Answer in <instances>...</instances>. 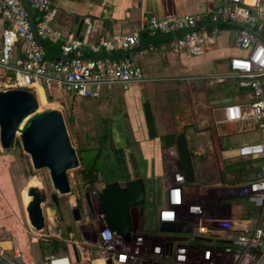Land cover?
<instances>
[{
	"label": "built area",
	"instance_id": "2783aa9c",
	"mask_svg": "<svg viewBox=\"0 0 264 264\" xmlns=\"http://www.w3.org/2000/svg\"><path fill=\"white\" fill-rule=\"evenodd\" d=\"M29 9L32 16L29 15ZM58 9L49 0H0V21L4 25L0 41V88L2 90H25L43 93L58 91L76 100H94L113 86L127 90L131 85L146 82L142 65L138 60L152 52L148 45L137 51L136 58L116 53L130 51L140 45V37L151 41L166 36L168 51L190 57L208 54L226 35L230 46L240 54L227 60V72L211 76L217 83L236 81L238 88L249 96L242 102H234L222 108V124L232 126L228 132H237V125L252 123L264 133V0H218L208 12L184 14L172 18L147 17L142 29L130 34L103 36L93 40L92 25L85 19L78 36H64L54 25ZM43 43L59 48V55L48 54ZM222 162L249 163L244 171L252 172L239 183L223 186L222 199L246 201L253 213L233 219L210 218L201 206L191 204L184 198L186 180L182 173L166 188L163 205L158 211V224L184 223L192 226L217 223V229L232 232L230 247L219 253L217 263L213 260L214 249L198 251L200 256L190 263L193 252L173 244V238L161 239L154 249L149 245L136 246L126 254L104 253L99 257L107 264H256L264 254V136L257 142L244 144L220 154ZM99 205V204H98ZM182 210V217L178 210ZM196 211L197 213H192ZM201 211V212H200ZM99 219L104 226L96 233L97 245L109 242L113 247L115 235L111 232L103 212ZM171 215L166 220L164 216ZM175 217V220H174ZM205 230V229H204ZM49 238L60 239V234ZM48 239H42L49 242ZM134 245L133 242H130ZM128 244V245H130ZM130 245V246H131ZM143 248V249H142ZM146 248V249H145ZM75 249V248H74ZM72 249L68 255H50L42 264H73L79 262ZM112 250V249H111ZM205 253V258L202 254ZM118 256V258H116ZM224 257L222 263L219 262ZM20 249L15 246L11 253L0 250V264H21Z\"/></svg>",
	"mask_w": 264,
	"mask_h": 264
},
{
	"label": "rangeland",
	"instance_id": "374dc122",
	"mask_svg": "<svg viewBox=\"0 0 264 264\" xmlns=\"http://www.w3.org/2000/svg\"><path fill=\"white\" fill-rule=\"evenodd\" d=\"M223 48V42L219 41L216 47L218 52H213L205 58L203 56L202 60L187 58L186 71L181 75H183V78L198 77L203 81H193L191 84L196 91L202 90L203 92L204 99L200 102L201 106L204 107L208 103H218L212 106V112L205 115L212 122L209 127L197 131L184 129L185 136L189 137V140L186 139V141L194 172V182L186 184L184 198L191 204L201 203V208H205L208 217L226 220L228 219L227 215L230 216V219L237 218L239 215L244 217L245 210L252 208L250 204L242 200L222 198L217 200L223 186L238 184L240 179L243 180V176L235 168L249 169V163L236 165L237 162H222L221 158H217L212 142V149L207 144L203 146L202 154H194L195 146L198 144L194 134L205 132L203 138H211L214 133L218 138V148L222 152L223 150L235 149L240 145L257 142L260 137L264 136V133L252 123L237 125V132L231 133L228 131L232 129V126H226L220 122L222 120L221 108L225 101L231 99L234 102H242L249 96L245 91L238 88L234 80L217 84L211 78V76L228 71L225 65L226 60L223 59L227 52ZM145 68L153 72L152 76L154 73L158 75L162 72L159 65L156 66L154 63L151 68L147 66ZM160 83L154 82L153 85H160ZM205 83L207 86H204ZM0 91L4 90L0 88ZM32 93L37 97L35 92ZM51 95L46 93L43 101L38 97L36 98L39 110L52 109L61 113L70 142L77 153L81 141L86 144L89 143L92 147H96L98 143L108 148L114 146V136L111 132L113 128H110L109 124V121L113 119L112 105L105 106V110H100L96 103L88 102L89 104H85V100H81L83 101L81 103V101L64 93ZM204 119L205 117L202 116L201 120ZM101 121L105 122L101 124ZM115 122L114 120L111 124H115ZM101 164L102 160L99 158L96 161V166L99 168L96 167L93 173L96 177L94 182H90L89 178L84 176L82 167L70 170L67 173L70 192L59 196L61 213L57 214L48 199L49 195L54 193L49 173L46 169L35 170L33 168L30 157L22 150L20 134H17L10 149L2 150L0 147V250L11 253L12 249L17 246L21 252V264H29L30 262L42 264L45 257L54 253L51 244L55 238H49L52 234H60V239H57L58 247L54 255H68L73 258L72 249L75 248L78 252H81V255L78 254L79 262L73 264H93V261L99 259L105 252L109 254L120 253L122 249L129 250L130 242H124L116 236L112 241L114 242L113 247L109 242H104L105 244L101 246L97 245L95 232L100 228H104L99 219V202H96L103 185L99 171L105 165ZM100 166H102L101 170ZM170 167L167 172L169 176L180 175L181 172H177L172 163ZM104 168L109 170L108 167ZM244 172L246 177L252 176V172ZM108 179L106 178V180ZM166 179V185L163 183L165 187H162L163 191L159 196L158 183L155 181L149 182L143 178L145 199L144 203L137 208L140 219L139 230L143 238L142 246L158 244L159 240L154 241L156 238H173V244L180 248L189 249L193 244H196L194 246L197 249H191L196 252H193V255L191 254L190 263H193V260L197 257L198 251L211 248L215 250L213 260L217 263L219 253L221 254L224 249L229 248V242L233 240L232 237L229 238L224 235L225 231L217 229V223H203V225L193 226L194 230L191 235L159 233L158 211L163 205L162 196L171 184L168 176ZM30 186H37L47 195V200L41 205L45 227L39 232L29 225L25 212V207L30 200L26 191ZM73 208L80 210L81 220L78 223L74 222L72 218L71 210ZM131 218L133 230H136V220L138 221V218L133 210ZM48 238L49 242L42 240ZM199 254L198 256H200ZM202 257L205 258V253L202 254ZM223 261L224 257L221 256L219 262L222 263ZM229 263L225 261V264Z\"/></svg>",
	"mask_w": 264,
	"mask_h": 264
},
{
	"label": "crops",
	"instance_id": "0c3cea01",
	"mask_svg": "<svg viewBox=\"0 0 264 264\" xmlns=\"http://www.w3.org/2000/svg\"><path fill=\"white\" fill-rule=\"evenodd\" d=\"M49 1L58 9L54 22L56 27L61 28L63 31H66L69 27V33H75L76 26L73 24L74 18L77 16L83 20L89 19L94 31V40L103 36L138 32L142 29L149 16L172 18L184 14L205 13L211 11L218 3V0ZM3 29L4 25L0 21V41ZM144 39L145 42L143 44L150 42L145 37ZM219 41L223 42V50L228 53L223 58L226 60L225 65L227 67L228 58L240 53L230 46V41L226 35H223ZM141 45L142 43L139 46ZM217 46L218 44L208 54L204 55V58L213 52H218V49H216ZM52 48V56H58L59 48L54 45H52ZM138 50L139 48L137 47L133 48L126 56L136 58ZM118 54L121 53L114 55ZM187 58H190V56L185 54L178 55L168 51L167 42L159 41L157 45H154L152 52H148L146 56L138 60L143 68V73L146 78L145 83L131 85L127 90H123L119 86H113L107 89L94 102L93 100L84 101V103L86 102L85 104H89L88 102L96 103L100 110H105V106L112 105L113 119L109 121V124L110 128H113L111 132L114 136L113 147L116 152L115 155H111V167L121 168V171L130 175V178L136 176L145 178L149 182L155 181L158 183L159 196L162 194V187H165L163 183L166 185L165 181L167 180V176L169 181L174 177V175L169 176L167 174L168 169L171 168L170 164L172 163L175 166L177 172L180 171V167L175 148L166 149L158 139L149 140L147 138L142 113L143 99H148L150 102L159 135L174 134L177 130L183 132L184 129L197 131L209 127L212 122L205 115L213 111L211 110L213 105L218 104L217 102L208 103L204 107L200 105V102L204 99L203 92L202 90L196 91L191 84L193 81L202 80L198 79V77L183 78V75H181L186 71L185 66L188 64ZM191 58L202 60L203 56ZM153 63L156 66L159 65L161 68L162 72L160 74L156 75L154 73L152 76L153 72L145 68L146 66L151 68ZM151 80L163 84L153 85L154 82H149ZM204 86H207V84ZM202 116L205 117L204 120H201ZM114 120L116 121L115 124H111ZM204 134L205 132L194 134L198 143L195 146L196 150L194 154L196 155L202 154L204 145L208 144L209 148H211V142L213 145L214 137L216 140L218 139L214 133L211 138H203L205 137ZM186 139L189 140V137ZM252 213L253 208H249L243 214L248 217ZM227 217L229 218L230 216L227 215ZM220 232L224 234V232ZM225 232L224 235H227L229 238L234 235L232 232ZM194 245L196 246V244H193L189 249H197ZM29 264L34 263L30 262Z\"/></svg>",
	"mask_w": 264,
	"mask_h": 264
},
{
	"label": "water",
	"instance_id": "95a60500",
	"mask_svg": "<svg viewBox=\"0 0 264 264\" xmlns=\"http://www.w3.org/2000/svg\"><path fill=\"white\" fill-rule=\"evenodd\" d=\"M29 15L32 16L30 9ZM83 23L82 18L77 16L74 18L75 38H78ZM68 28L66 31L59 29L66 36L69 34ZM91 37L94 40L93 29ZM164 38L166 36L156 38L137 48L147 47ZM47 52L53 55L51 52ZM129 52L125 51L111 57L126 56ZM230 103V99L226 101L227 105ZM142 113L147 138L149 140L158 139L166 149L175 148L180 172L184 175L187 184L193 183L194 172L185 133L159 135L148 99L142 101ZM17 134H20L22 150L30 157L33 168L48 171L54 190L50 200L56 206L57 196L70 192L67 173L80 167L89 173L99 155L98 149L83 150L78 154L70 142L61 113L52 109L40 111L36 97L32 92L19 89L0 91L1 149H10ZM42 192L37 186H30L26 191L30 198L25 207L27 220L29 225L38 232L45 227L41 207L44 203ZM144 199L145 189L141 178L127 182L124 187H120L117 183H111L98 197L99 208L103 212L111 232L124 242H130L132 235L131 212L133 210L137 213V208L144 203ZM72 217L76 223L81 220L78 209L72 210ZM193 230L192 225L184 223H162L159 226V233L162 234L191 235ZM74 254L77 258L75 249ZM107 264H111L110 261ZM256 264H264V254Z\"/></svg>",
	"mask_w": 264,
	"mask_h": 264
},
{
	"label": "flooded vegetation",
	"instance_id": "af4514ba",
	"mask_svg": "<svg viewBox=\"0 0 264 264\" xmlns=\"http://www.w3.org/2000/svg\"><path fill=\"white\" fill-rule=\"evenodd\" d=\"M104 122L105 121H101V124H103ZM181 132H183V131L177 130L174 134L177 135ZM80 143L81 144H80V148L78 149V154L83 150H91V149H98L99 150V155H98L96 161L100 158L102 160L101 165H105V166H103L102 170H101L102 166H100L101 171H99V175L101 176V178L103 180V185L101 186V188H102L101 193L107 187V185H109L111 183H117V184H119L120 187H124L127 182H129L131 180L139 179V177H136V176L133 178H130V175L128 173L121 171V168L111 167V162H110L111 155L112 154L115 155V152H116V150L114 149L113 146L111 148H108V147H105L103 144L98 143V145L96 147H92L89 145V143H87V144L84 143V141H81ZM84 144H86V145H84ZM96 167L97 166H96V162H95V165L93 166V168H96ZM104 167H108L109 170H106ZM93 168L90 171H92ZM97 168H99V167H97ZM82 169H83V167H82ZM83 171H84V169H83ZM106 178H109V179L106 180ZM141 179L143 180V178H141ZM51 194L48 197L49 200H50ZM42 195H43L44 202H45L47 200V195L45 194L44 191L42 192ZM97 201H98V198H97L96 202ZM52 208L56 211L57 214L61 213L60 212L59 196H57V206L52 203ZM73 209H75V208H73ZM76 209H78V208H76ZM72 210H71V214H72ZM79 213H80V210H79ZM136 214H137V216H139L138 210H137ZM80 216H81V213H80ZM100 264H104V262H101Z\"/></svg>",
	"mask_w": 264,
	"mask_h": 264
},
{
	"label": "bare ground",
	"instance_id": "6f19581e",
	"mask_svg": "<svg viewBox=\"0 0 264 264\" xmlns=\"http://www.w3.org/2000/svg\"><path fill=\"white\" fill-rule=\"evenodd\" d=\"M36 93V95H37V97L41 100V101H43L44 99H45V94L43 93V91L40 89V88H38L37 89V91L35 92ZM36 97V98H37ZM174 179H176L175 178V176L173 177V178H171V180L170 181H174ZM196 204V203H195ZM196 205H199V206H201V203L200 204H196ZM178 210V213L180 214V216H181V218H183L182 217V215H183V213H182V210L181 209H176V211ZM202 210H205V208H203L202 207V209H201V211ZM200 211V212H201ZM203 212V211H202ZM192 213H197L196 211H192ZM164 219H166V220H169V219H171V215L170 214H166L165 216H164ZM131 220H132V218H131ZM174 220H175V217H174ZM131 223H132V221H131ZM138 229V230H137ZM140 219H139V216H138V221L136 220V230H133V225H132V235H131V239H130V242H133L134 243V245L133 246H130V248H129V250L128 249H122V251H123V254H126L127 255V253L130 251V249H132V250H134V249H137V247L136 246H138V247H140L141 245H142V243H143V238H142V233H140ZM139 234V235H138ZM133 237H134V240H133ZM159 240V243H160V241H162L161 240V238H156L154 241H158ZM154 243V242H153ZM158 243V244H159ZM158 244H154V245H150L149 244V246H148V248L149 249H154V246L155 245H158ZM192 255H193V253H192ZM116 258H118V256H116ZM101 262H104L102 259H96L95 261H93V264H100ZM131 264H140L137 260H135V261H132V263ZM171 264H176V262L175 261H171Z\"/></svg>",
	"mask_w": 264,
	"mask_h": 264
},
{
	"label": "trees",
	"instance_id": "16d2710c",
	"mask_svg": "<svg viewBox=\"0 0 264 264\" xmlns=\"http://www.w3.org/2000/svg\"><path fill=\"white\" fill-rule=\"evenodd\" d=\"M154 40V39H153ZM152 41V40H151ZM159 41H161V42H167L168 41V39L167 38H164V39H161V40H159ZM159 41H157V42H155V43H153L152 45L154 46V45H157L158 43H159ZM145 42V39H144V37H142V35H141V37H140V44L142 43V45H144L143 43ZM43 45H44V47L47 49V51H49V52H51L52 51V45H50V44H48V43H43ZM139 49H144V47H140ZM55 93H61V92H58V91H55V92H51V93H49V94H52L51 96H54L55 95ZM75 99V98H74ZM218 142H217V140L215 139V137L213 138V146H214V151H215V153H216V156H217V158L218 159H220V157H219V155H220V150H219V148H218V144H217ZM240 163H242V162H237L236 163V165H239ZM232 168V167H231ZM231 168H229V169H231ZM94 169L95 168H93V170L92 171H90L89 173H86L85 171H83V174H84V176L85 177H88L89 178V180H90V182H94V180L96 179V177H94V175H93V173H94ZM235 170L237 171V172H239V174H241L242 175V172L244 171V169H238V168H235ZM52 246H53V250L52 251H54V253L53 254H56V252H55V250H57L56 248L58 247V242H57V240H53V242H52V244H51ZM209 248H211V247H209ZM212 249V248H211ZM63 250H66V249H63Z\"/></svg>",
	"mask_w": 264,
	"mask_h": 264
}]
</instances>
